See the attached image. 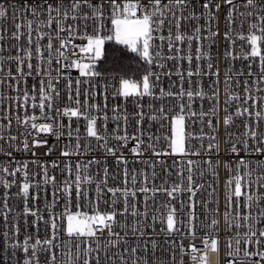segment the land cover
Returning <instances> with one entry per match:
<instances>
[{"label":"built area","instance_id":"obj_1","mask_svg":"<svg viewBox=\"0 0 264 264\" xmlns=\"http://www.w3.org/2000/svg\"><path fill=\"white\" fill-rule=\"evenodd\" d=\"M51 2V0H50ZM203 0H191L192 8H189L184 15L187 16L189 12L195 9L196 15L201 18L197 20L185 19L181 21L180 31L187 36H193L194 30L200 27V39H192L191 43L186 40L183 43L176 45L180 49L179 53H169L165 45L163 52L165 55H180L187 57L192 56V61L189 63L187 59L167 60L164 61L165 67H157L153 65H146V72L152 71L160 74L159 82H156L155 87L152 89L155 97H159L160 89L163 88L166 92L172 91L178 93L181 87L184 89L200 90L206 93V97L202 100L199 97H194L191 110L200 113L201 111L208 113L214 106V102L208 97L212 96L213 91L219 92V108L215 116L207 115L201 120L198 116H190L185 111V148L189 153L188 155L172 154L169 147L171 141V118L180 112V104L187 103V97L181 100L178 97H164L162 99L154 98V96L145 95L142 98L129 97L125 99L118 95L120 87V80L123 79L115 75H104L85 77L80 75V71L75 66L62 68L59 82H57V73L53 71L52 83L59 90V98L53 101L52 109L45 108L44 114L50 117H55L58 123L64 125V135L57 139L55 135L36 132L28 127L26 129L22 121L26 116L35 115L37 124L53 123L51 119H44L39 105V87L41 76L33 73L31 76H25L23 80L17 83V80L10 79L7 76L9 70H12L13 76H16L15 63L8 59L10 56L23 55L19 52L20 47H27V37L22 35L19 41L12 39V33L16 31L12 19V9L9 8L6 18H0V35L4 37L0 40V57H3V62L0 63V126H7L9 123L8 117L11 120L10 127H0V135L4 139L0 140V168H7L8 172H12L17 168L15 175H9L8 172L0 171V178L4 181L11 183L7 189L0 184V211H4V193H8V207L11 211L8 213V224H5L4 217L0 215V257L4 254V232L7 229L11 234L12 225L15 224L19 227L18 240L23 242L26 236H31L33 242L38 237L41 240L52 237L50 224L46 227L44 220H49L50 213H54L57 219V225L60 228L57 239L54 244L59 247L54 251L57 257V264H64L66 260L65 253L67 248L74 247L75 240L67 237L63 232V225L66 220V214H75L77 211L87 213L89 215L99 211L100 213L109 212L112 210L111 202L114 199L112 193L107 192V188H120L128 187L136 191V197L130 203L135 204L136 209L142 213L137 217L132 216H117V223L113 225V231L119 232L121 237L127 243H122L116 248L109 249V255L115 253L117 256L124 255L127 264H132L135 258H140L141 261L147 259L148 264H199L198 261L191 259V253L188 252L190 243H194L200 251L196 253L197 256L203 255L206 252L205 264H225L227 257L225 256L224 242L232 236L237 229L232 228L230 231L225 229L224 214L226 211L233 214L243 213L246 211L244 208L245 198H239L240 207H236V198L233 196L231 206L226 207L227 199L234 190V183L231 187L228 184L229 180H234L235 175L246 171L243 167L237 170V164L240 158L251 162V168L255 169L251 179L255 181L257 175L264 173V166L257 167V161H264V154H256L252 152H245L241 150L239 155L230 152L231 144H225L227 136L231 135L233 140L243 137L245 132V124L257 125V132L264 134V119L259 122L256 121L255 113L264 114V82H258L261 76V61L260 57H251V46L248 42L242 39V35H247L248 23L241 24V12L248 11L240 7L238 11L232 13V22L227 19V12L229 5L223 4L219 12H216V19L209 20L208 14L203 12L200 4ZM238 4H243L244 0H236ZM25 3L37 4L40 0H0V4L16 5L17 8ZM213 11H215L213 9ZM203 13V14H202ZM18 15V13H17ZM28 19H31L29 13L25 14ZM46 18V14L45 17ZM251 22V20H249ZM16 23H23L17 20ZM71 23V21H69ZM55 27V25H53ZM22 33H26V28H21ZM51 32L52 29H45ZM175 31V29L173 30ZM228 32L230 38L225 37ZM215 33V35H212ZM83 33L81 32V35ZM165 35L167 32L165 30ZM258 34V33H257ZM63 35V34H62ZM43 45L47 44V39L41 41ZM85 39L76 38L74 44L85 45ZM107 43H115L114 41H106ZM159 43V41H157ZM54 44L58 42L54 41ZM124 46V45H123ZM261 54L264 55V44L258 42ZM197 48H200L203 53L207 55L197 60ZM34 51V48H33ZM75 55H69L68 61H79L81 63H88V54L81 53L79 48L74 49ZM229 53L227 58L225 53ZM235 57V58H234ZM100 60V59H99ZM99 60L95 61V66ZM34 65L37 63L35 57L31 61ZM211 62L213 67L208 68V63ZM251 65V67H249ZM59 66L55 63L52 64L53 69ZM197 67L200 68V75H193L191 78L187 76V72L192 70L196 71ZM47 68V65H44ZM94 71L96 69L94 68ZM177 71L184 74V80L181 82L180 77L176 74ZM219 72L217 77L213 73ZM97 72V71H96ZM171 72L172 75H168ZM249 72L252 73L249 76ZM99 73V72H98ZM231 77L228 91L237 93L241 97L245 95V81L248 82L251 89V95L257 98L255 107H251L252 100L248 101L245 107L253 113L252 116H236L237 107L243 103V100L235 101L228 107L225 112V74ZM143 75V76H144ZM142 76V77H143ZM43 79L47 80L44 76ZM71 80V88L68 87V81ZM142 79V78H141ZM79 80V96L76 95L77 83ZM141 81V80H139ZM137 81V82H139ZM35 87L36 100L31 97L34 94L33 88ZM28 92L29 100L27 104L23 99L24 93ZM56 95L55 92L52 93ZM71 95V99L69 98ZM79 100V104H77ZM144 113V119L139 124L136 121V112L141 110L136 107V101ZM36 104V107H32ZM107 105V107H105ZM96 106V107H93ZM65 108L78 109L83 115L80 116H63L57 115V111H63ZM165 109L167 119L160 116V109ZM116 109V111H113ZM105 115L107 119H105ZM128 115L127 122L123 117ZM226 115H232L233 120L227 126V131L223 123ZM96 118V127L100 134L109 137L108 144L117 149V156L121 153L124 158L129 162L127 164V176H125V166L116 164V157L106 154L105 150L99 146L95 138L87 136V117ZM119 116L120 119H113ZM156 116L157 119L153 120L151 117ZM17 117H19V122ZM211 120L213 128L207 126V121ZM72 132V137L69 138L68 132ZM30 133V134H29ZM143 133V135H140ZM127 134L129 137L140 136L143 140L141 151L143 155L134 156L130 151L136 144V140L129 139L127 146H124V141L117 140L113 137L123 136ZM215 135L216 141L219 142V153L213 149L211 152L206 151L209 144V137ZM16 137L15 140H10L9 137ZM149 136L154 137L150 140ZM79 137V140H77ZM203 137V139H201ZM46 141L41 147H31L33 140ZM30 145L28 150L24 148V141ZM79 143L80 149L74 154L65 157L61 153L63 151L73 152L75 145ZM102 143V142H101ZM152 144L160 156H154L153 150L147 146ZM249 147H254L256 142L248 139ZM241 149L243 145L238 144ZM229 149L226 154L225 149ZM49 149L51 152L49 154ZM87 149V150H86ZM11 155H8V153ZM192 152H199V155H191ZM33 153H35L33 155ZM164 153H168L165 155ZM90 160H100V164L88 165ZM192 160L196 163L192 165L193 179L195 185H203L194 197L187 191L174 193L173 197L160 190L153 192V189H162L164 187L171 188L172 185L180 183V176L178 173H183L185 176L187 172V161ZM141 161H151V164L142 163ZM163 161V163H160ZM211 161V166L206 163ZM219 162L218 166L216 162ZM228 162L230 168H225L224 164ZM27 163V168L23 167ZM53 163L57 167H53ZM87 165V171L82 168L81 175H88L93 179V183L85 184L83 190L85 196L77 200L76 196L67 197L63 191L65 182H73L77 173L76 164ZM68 165L69 170H65V165ZM107 167L108 174L105 177L104 168ZM215 169V174L212 169ZM203 173V175H201ZM155 174V175H154ZM135 176V184H133L132 177ZM54 178V181L53 179ZM107 181L106 186L100 184L101 192H97V184L100 181ZM47 180V183L45 182ZM24 183H28L29 196L25 199L21 192ZM186 183V181H185ZM244 181L242 180V184ZM140 187H147V193L140 192ZM250 192L257 194H264V188L253 187L249 189ZM35 197V199H34ZM25 204L32 210H38L39 215L43 220L38 221V230L34 226L36 218L32 216H24ZM147 204V206H146ZM207 205V207H205ZM124 206V198L117 194V203L115 205L116 211H122ZM264 207V201L261 202ZM174 208V221L175 228L171 234L167 231L166 216L168 212ZM61 214H65L61 218ZM194 215V219L189 221V216ZM218 219L219 225L216 235L220 239V253L219 257L216 252L204 250L202 242L206 232L205 225L210 224L212 219ZM241 223H243L241 221ZM127 225V228L122 225ZM135 226L143 232L133 234L130 229ZM189 227L195 229V239L192 240L188 236ZM257 227L264 228V223L257 224ZM246 229H240L243 232ZM127 232V235H125ZM97 236L101 237V244L107 243L109 237L107 230L104 233L97 232ZM153 242L156 248L153 250ZM92 247L95 248V241L90 242ZM183 245L185 254L181 257L180 245ZM66 246V247H65ZM85 245L81 244V252ZM126 247H138L139 250L133 256L126 253ZM146 249V250H145ZM254 250V246H253ZM175 252V261L172 259V253ZM21 264L23 260V252L17 253ZM102 264H111L109 260L104 258V250L101 249L99 253ZM242 255V254H241ZM47 256L45 253H40L41 264H46ZM91 264H95L89 256ZM258 259V258H257ZM0 264L3 261L0 260ZM14 264V262H13ZM115 264H120L117 259ZM246 264V261H245Z\"/></svg>","mask_w":264,"mask_h":264},{"label":"snow or ice","instance_id":"obj_2","mask_svg":"<svg viewBox=\"0 0 264 264\" xmlns=\"http://www.w3.org/2000/svg\"><path fill=\"white\" fill-rule=\"evenodd\" d=\"M223 4L229 5L226 19L231 23L232 22V13L238 11L240 7L247 9L246 12H241L240 15L243 17L241 24L248 23V34L242 35V39L248 42L251 46V57H260L261 61V76L258 82H264V55L261 54L260 47H258V42L264 44V0H244L243 4H238L236 0H222ZM191 0H40V3L37 4H27L25 3L21 7L17 8L16 5H5L0 4V18H6L8 9L11 8L12 19L16 31L12 33V39L19 41L22 35L27 37V47H20L19 52H22L23 55H16L8 57L9 60L13 61L16 65L15 72L16 76H13L12 70H9L7 73L8 78L17 80L19 83L24 79L25 76H31L35 73L37 76H41L40 87H39V105L38 107L41 110V114L44 119H51L53 123H43L37 124L35 121L37 117L35 115L26 116L22 123L25 125L26 129L30 127L36 132H43L55 135L57 139H60L64 135V125L58 123L55 117H50L44 114V109H52L53 101L59 98V90L52 83L53 71L57 73L56 79L59 82L61 75V69L65 67L75 66L79 69L80 75L85 77L98 76L100 73L94 71L95 61L101 59L104 54V45L106 41H114L118 45H124L132 53L137 54L141 59L148 65L156 64L157 67L164 68V61L167 60H179L187 59L189 63L192 61V56L188 55L183 57L180 55H165L163 48L167 47L169 53H179L180 49L176 47L177 44L188 41L191 43L192 39H200V27H197L194 30L193 36H187L180 31L181 21L185 19L199 20L201 17L196 15L195 9L189 12L187 16L184 13L192 8ZM200 7L203 9L204 13L208 14L209 20L216 19V12H219L222 4L219 0H203L200 4ZM213 9L215 11H213ZM18 13V15H17ZM29 13L31 19H28L25 15ZM46 14V18L45 17ZM203 14V13H202ZM17 20L23 21V23H16ZM251 20V22H249ZM71 21V23H69ZM55 25V27H53ZM21 28H26V33H22ZM45 29H52L51 32L45 31ZM175 29V31H173ZM167 32V35L164 32ZM81 32L83 33L81 35ZM258 33V34H257ZM63 34V35H62ZM215 35V33H212ZM225 37L230 38L229 33H225ZM76 38L85 39L87 43L85 45H76L74 40ZM4 37L0 35V40H3ZM47 39V44L43 45L41 41ZM54 41L58 44H54ZM159 41V43H157ZM34 48V51H33ZM79 48L81 53L88 54V63H81L79 61H71L69 63H64L68 61L69 55H75L74 49ZM207 53H203L200 48H197L196 59L199 60ZM229 53H225V57ZM35 57L37 63L34 65L31 61ZM235 58V57H234ZM3 62V57H0V63ZM55 63L59 67L57 69L52 68V64ZM44 65H47V68H44ZM213 67L212 63H208V68ZM251 67V65H249ZM2 71V69H0ZM181 82L184 80V74L177 71L176 73ZM201 70L197 67L196 71L193 72L189 70L187 76L191 78L193 75H200ZM217 77L219 72L213 73ZM168 75H172L171 72ZM252 73L249 72V76ZM46 76L47 80L43 79ZM160 74H157L152 71H148L141 79V81H132L129 79H121L120 87L118 89V95L124 97L125 99L129 97H139L142 98L145 95L154 96V98L162 99L164 97H178L183 100L184 97H187V103L180 104V112L171 118V141L169 147L171 148L172 154H182L188 155L189 153L185 148V111L187 110L190 116H198L201 120L207 115L215 116L219 108V92L213 91L212 96L208 97L214 102V106L210 109L208 113L201 111L196 113L191 110V104L194 97H199L204 99L206 93L200 90H191L184 89L181 87L180 92L174 93L172 91H165L163 88L160 89L159 97H155L152 89L155 87L156 82H159ZM231 77L226 73L225 74V112H227L228 107L231 103L235 101L243 100V103L237 107L235 113L236 116H252L253 113L249 110V107H245L248 104L249 100L253 101L251 107H255L257 103V98L251 95V89L249 88L248 82L245 81V95L241 97L237 93H232L228 91V86L230 83ZM3 80H0V83H3ZM77 89L76 95L79 96V84L80 81L77 80ZM68 87L71 88V80L68 81ZM35 87L33 88L32 100H36L37 96L35 95ZM55 92L56 95L53 96L52 93ZM72 98L71 95L69 97ZM23 99L25 104L29 100V94L26 91L24 93ZM79 104V100L76 101ZM36 104H33L32 107H36ZM96 107V106H93ZM107 107V105H105ZM136 107L141 109L136 112V121L139 124L144 119V113L139 104V100L136 101ZM116 111V109H113ZM160 116L167 119L165 115V109L161 108ZM57 115L63 116H80L83 115L78 109L65 108L63 111H57ZM256 121L259 122L261 119H264V114L255 113ZM107 119V116L104 117ZM9 123L7 126L0 127H10L11 120L8 117ZM19 122V117H17ZM87 136L95 138L99 146L102 147L106 154L116 157L117 165L125 166V176H127V164L129 163L121 153L117 156V149L111 147L108 144L109 137L106 135H101L96 127V118L87 117ZM113 119H120L119 116L113 117ZM124 121L127 122L129 117L125 115L123 117ZM151 119H157L156 116L151 117ZM233 116L226 115L224 118V125L227 131V126L232 122ZM208 128L212 129V121H207ZM257 125L254 122L253 124H245V132L243 137L233 140L231 135L227 136L225 139V144H231L230 152L236 155H239L241 150L245 152H252L256 154H264V134H259L256 130ZM30 134V133H29ZM140 135H143L141 133ZM69 138L72 137V132H68ZM117 140L124 141V146H127V141L129 139L136 140L135 146L130 150L134 156H141L143 152L141 151V145L144 143L140 136L129 137L127 134L123 136L113 137ZM3 135H0V140H3ZM10 140H15L16 137L10 136ZM150 140L155 138L149 136ZM203 139V137H201ZM248 139H251L256 142L254 147H249ZM79 140V137H77ZM102 142V143H101ZM46 143V141L33 140L31 147H41ZM238 144L243 145L241 149L238 147ZM153 150L154 156H160L161 153L157 152L152 144L147 146ZM24 148L28 150L30 148L27 140L24 141ZM80 149V144L75 145V149L72 153L70 151H63L62 156H69L78 152ZM213 149L219 153L220 145L216 141L215 135L209 137V144L206 151L211 152ZM87 150V149H86ZM226 154L229 149H225ZM51 149H49V154ZM35 153H33L34 155ZM167 155L168 153H164ZM8 155H11L9 152ZM191 155H199V152H192ZM142 163L151 164V161H141ZM100 160H90L88 165L91 164H100ZM163 163V161H160ZM195 161L188 160L187 168L185 171L187 175L185 176L182 172L178 173L180 176V183L172 185L171 188L164 187L162 189H153L152 191H164L167 196L173 197L174 193L187 191L191 194V197L196 195V192L204 187L203 185H195L193 179V168L192 165L195 164ZM210 166L211 161H206ZM217 166L219 162H216ZM57 167L55 163L52 165ZM264 166V161H257V167ZM23 167L27 168V163H24ZM77 173L73 182H65L63 191L67 197L76 196L77 200L85 196L83 186L85 184L93 183V179L88 175H81V169L87 171V165L76 164ZM225 168H230V164L225 162ZM243 167L246 171L243 175L237 174L234 177V180H229L228 184L231 185L234 183V190L232 193L226 197L227 205L231 206L233 202V196L236 198V207L239 208V198L244 197L245 203L244 208L245 212H237L234 216L232 213L226 211L224 214V225L226 230H231L232 228L237 229V231L230 236L224 242L225 256L227 257L225 264H264V228L257 227V224L264 223V207L261 206V202L264 201V194H257L256 192H250L249 189L253 187L264 188V173H261L256 176L255 181L251 179L254 168H251V162L243 158H240L237 164V170ZM65 170H69V166L65 165ZM213 173L215 174V169L213 168ZM0 171L8 172L7 168H0ZM16 171H20L19 168L12 172H8L9 175H15ZM105 177H107L108 169L104 168ZM155 175V174H154ZM203 175V173H201ZM54 181V178H52ZM136 177H132L133 184H135ZM242 180L244 183L242 184ZM186 181V183H185ZM47 183V180L45 181ZM0 184L3 185L5 189L11 186V183L4 181L0 178ZM100 184L106 186L107 181L102 180L97 184V192H101ZM29 187L28 183H24L21 192L17 193L20 195L22 193L25 199L29 196ZM140 192L147 193L149 189L147 187H140ZM107 192L112 193L114 199L111 202L112 210L109 212L100 213L99 211L95 212L92 215L87 213H82L77 211L75 214L67 213L66 220L63 225L64 234L75 240L74 247L76 251L74 252L72 248H67L65 253L66 260L64 264H91V260L95 264H102L101 257L99 255L101 249L104 250V258L109 260L111 264H115V261L118 259L120 264H127V261L124 258L123 254L117 256L113 253L109 255V249L116 248L122 243H127L123 237H121L119 232L113 231V225L117 223V216H132L137 217L142 215L136 207L135 204L130 203L136 197V191L129 189L128 187L120 188H107ZM117 194L124 198V206L122 211H116L115 205L117 203ZM35 199V197H34ZM8 193H4V211H0V215L4 217L5 224H8V213L11 209L8 207ZM147 206V204H146ZM207 207V205H205ZM175 209L172 208L166 216V225L167 231L171 234L174 231H178L175 228L174 221ZM24 216H32L36 218L34 226L38 230V221L43 220V217L39 215L38 210H32L27 207L25 204ZM65 214H61L63 218ZM194 215L189 216V221L191 222L194 219ZM57 217L54 213H50L49 220H44V224L47 227L50 224L52 237L45 238L44 240L39 239L38 237L33 242L31 236H26L23 242L18 240L19 227L15 224L12 225L11 234L6 229L4 232V254L0 257V260L3 261V264H21V261L17 255L18 251L23 252L22 264H41L40 253H45L47 256L46 264H57V257L54 251L55 248L59 247L54 244V240L57 239L58 232L60 228L57 225ZM241 221L243 223H241ZM218 219H212L210 224L205 225L207 229L204 235L202 242V247L204 250H210L217 253L219 257L220 253V239L216 235L219 225ZM122 227L127 228V225H122ZM240 229H246L241 232ZM107 230L109 237H114L115 239H109L107 243L101 244V237L97 236V232L104 233ZM130 231L133 234L140 232L143 235L141 229L133 226ZM195 229L189 227L188 236L192 240L195 239ZM127 235V232H125ZM91 241H95V248L92 247ZM84 244L85 247L81 252V244ZM254 246V250H253ZM66 247V246H65ZM156 245L153 242V250H155ZM181 257L185 254L183 245H180ZM139 250L138 247H126L124 251L130 253L133 256ZM146 250V249H145ZM200 251L194 243H190L188 252L191 253V259L193 261H198L199 264H205L207 256L206 252L203 255L197 256L196 253ZM242 254V255H241ZM258 258V259H257ZM172 259L175 261V252L172 253ZM132 264H148L147 259L141 261L140 258H135L132 261ZM181 264L182 258H181Z\"/></svg>","mask_w":264,"mask_h":264},{"label":"trees","instance_id":"obj_3","mask_svg":"<svg viewBox=\"0 0 264 264\" xmlns=\"http://www.w3.org/2000/svg\"><path fill=\"white\" fill-rule=\"evenodd\" d=\"M95 69L104 75H115L123 79L139 81L146 72V65L141 57L125 46L107 43L103 57Z\"/></svg>","mask_w":264,"mask_h":264},{"label":"rangeland","instance_id":"obj_4","mask_svg":"<svg viewBox=\"0 0 264 264\" xmlns=\"http://www.w3.org/2000/svg\"><path fill=\"white\" fill-rule=\"evenodd\" d=\"M102 57H103V56H102ZM102 57H101V58H102Z\"/></svg>","mask_w":264,"mask_h":264}]
</instances>
